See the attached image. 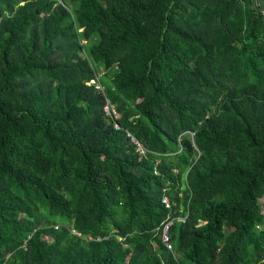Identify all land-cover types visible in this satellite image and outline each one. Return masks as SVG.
<instances>
[{"label":"trees","instance_id":"1","mask_svg":"<svg viewBox=\"0 0 264 264\" xmlns=\"http://www.w3.org/2000/svg\"><path fill=\"white\" fill-rule=\"evenodd\" d=\"M61 1L0 0V264H264V0Z\"/></svg>","mask_w":264,"mask_h":264},{"label":"built area","instance_id":"2","mask_svg":"<svg viewBox=\"0 0 264 264\" xmlns=\"http://www.w3.org/2000/svg\"><path fill=\"white\" fill-rule=\"evenodd\" d=\"M90 83L94 84V88L100 92L103 91V86L97 81V80H89ZM102 112L104 115L110 117L113 120L112 127L113 129H119L120 126L118 123L114 121L119 116V112L114 108L113 104L109 101L107 97H104V101L102 103ZM125 136L129 140V142L133 143L135 145V150H137L139 153H142L144 151L141 143L137 141V139L127 130H124ZM162 203L167 206L168 201L166 197H163L161 199ZM171 221V218H168L165 222H163V225L161 227V232L159 239L161 243L167 248L170 249V243L168 240V226Z\"/></svg>","mask_w":264,"mask_h":264},{"label":"clouds","instance_id":"3","mask_svg":"<svg viewBox=\"0 0 264 264\" xmlns=\"http://www.w3.org/2000/svg\"><path fill=\"white\" fill-rule=\"evenodd\" d=\"M55 1H56V3H62L61 0H55ZM100 71H103V68H102L101 66H98L97 76H98L99 74L102 73V72H100ZM91 79H93L94 81L97 80L96 77H95V78H90V79H88V81L86 82V84H87V85H88V84H91V85L94 87V84L89 82V80H91Z\"/></svg>","mask_w":264,"mask_h":264},{"label":"rangeland","instance_id":"4","mask_svg":"<svg viewBox=\"0 0 264 264\" xmlns=\"http://www.w3.org/2000/svg\"><path fill=\"white\" fill-rule=\"evenodd\" d=\"M73 232V231H72Z\"/></svg>","mask_w":264,"mask_h":264}]
</instances>
